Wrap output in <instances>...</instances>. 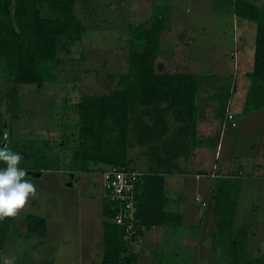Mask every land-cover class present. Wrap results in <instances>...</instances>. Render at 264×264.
Returning <instances> with one entry per match:
<instances>
[{
  "label": "rangeland",
  "instance_id": "1",
  "mask_svg": "<svg viewBox=\"0 0 264 264\" xmlns=\"http://www.w3.org/2000/svg\"><path fill=\"white\" fill-rule=\"evenodd\" d=\"M253 1L261 8L264 21V0ZM217 2L87 0L84 7L77 9L84 29L81 41L58 49L61 66L56 83L41 89L18 85L20 109L13 110L6 92L7 81L0 76V137L4 140L13 131L10 143H20L24 138L29 139L28 131L39 124L44 128L39 138L51 139L56 156L64 131L58 134L51 128L58 124V113L59 118L65 116L60 107L64 103L73 105L82 96L105 95L115 88L111 76L124 74L128 69L129 30L132 26L148 28L152 9L160 10L167 21L160 54L165 70L197 75L201 87L215 82L219 94L211 105L198 110L201 114L197 115L203 117L198 116L196 121L198 138H203L200 131L211 129L218 100L222 106L227 103L218 148L208 151L211 163L206 157L199 165L201 152L194 151L198 143L193 145L191 127H186L187 131L182 129L170 111L164 109L162 112L166 113L162 116L146 117L144 111L156 110L149 107L140 109L131 118L129 169L141 175L171 171L168 181L171 180L174 188L166 191L178 200L175 209L183 214L182 223L165 229L160 242L150 237V244L142 242L135 251L130 249V254L137 256V264H213L211 235L216 216L212 213V196L219 182L217 174L223 177L227 172L240 182L234 228H247V258L264 256V109L247 114L245 111L249 86L246 74L253 68L256 24L221 11ZM228 113L233 115V120L227 119ZM47 118L52 131L45 126ZM75 118V112L69 114V123ZM68 128L76 133L73 125ZM181 130H184L182 134ZM177 131L179 141L175 140ZM71 147L69 141L67 148L59 153L64 163L70 161ZM215 149L218 154L214 159ZM89 167L91 171L86 173L61 171L43 174L38 179L27 177L37 186L39 195L30 199L15 218L17 232L8 237L0 264L4 257H15V264L100 262L103 250L100 208L106 199L104 173L109 169L91 164ZM196 171L205 175L197 178L193 175ZM213 172L217 173L216 177ZM26 214L47 221L44 238L26 236L21 222Z\"/></svg>",
  "mask_w": 264,
  "mask_h": 264
},
{
  "label": "trees",
  "instance_id": "2",
  "mask_svg": "<svg viewBox=\"0 0 264 264\" xmlns=\"http://www.w3.org/2000/svg\"><path fill=\"white\" fill-rule=\"evenodd\" d=\"M215 1H218L217 7L221 11L256 24L253 68L246 74L249 86L245 111L247 114L249 111L262 110L263 12L253 0ZM86 3L87 0H0V76L7 81L6 92L10 96L13 110L20 109L18 85H33L41 89L44 85L57 82L61 66L57 57L58 49L81 41L84 29L77 9L84 7ZM166 22L160 10L152 9L148 28L131 27L128 35V69L124 74L111 76L115 80V88L109 93L82 96L73 105L64 103L60 107L65 113L69 111L66 118L61 117L59 120L60 130L64 132L58 144L61 153L67 148L69 141L72 142L68 163L52 159L53 144L50 139L37 138L9 144L7 137L6 146L23 156L20 167L32 175L58 169L63 173H86L91 171L90 164L108 169H129L127 152L130 121L133 116L138 115L140 109L149 107L170 111L173 120L186 131V127H191L194 144L197 137L196 121L198 116L203 117L197 115L201 114L198 110L211 105L213 98L219 93L214 87L215 82L201 87L200 77L197 75L165 71L160 54ZM208 92L210 94H204ZM226 106L227 103L222 106L219 100L216 103L214 117L218 120V127L211 132L214 133L212 141L215 148L222 131ZM68 107L70 109L66 110ZM73 112L76 118L69 123L68 115ZM154 112L144 111L146 117L154 116ZM48 120L49 118L45 126L50 129ZM68 125H73L76 133H71ZM3 141L2 136L0 146ZM4 167L0 162V168ZM171 173L150 172L140 176L134 192L136 230L141 227L146 230L152 227H177L182 223L180 213L167 211L168 198L163 175ZM220 176H217L219 182L212 196V211L216 216L215 231L211 235L213 264H264V256L251 260L247 258V228H234L240 182L230 174ZM115 209L113 202L108 198L103 199L100 208L103 250L98 264H137L136 258L126 247V227L111 221L116 213ZM21 222L26 236L40 239L46 236L48 227L44 218L26 214ZM15 231L17 232L15 218L0 221V257L8 237Z\"/></svg>",
  "mask_w": 264,
  "mask_h": 264
},
{
  "label": "clouds",
  "instance_id": "3",
  "mask_svg": "<svg viewBox=\"0 0 264 264\" xmlns=\"http://www.w3.org/2000/svg\"><path fill=\"white\" fill-rule=\"evenodd\" d=\"M23 156L7 146H0V221L16 218L30 199L39 194L37 186L27 179V171L20 167ZM3 264H15V257H4Z\"/></svg>",
  "mask_w": 264,
  "mask_h": 264
},
{
  "label": "crops",
  "instance_id": "4",
  "mask_svg": "<svg viewBox=\"0 0 264 264\" xmlns=\"http://www.w3.org/2000/svg\"><path fill=\"white\" fill-rule=\"evenodd\" d=\"M82 37H83V35H82ZM166 71V70H165ZM59 106H61V105H59ZM165 112V111H164ZM164 112H162V111H159V110H155V112H154V115L156 116H162V114H164ZM166 113V112H165ZM228 114H230V113H228ZM66 113H65V116H64V118H66ZM214 116V115H213ZM55 117V116H54ZM54 117H52V119H53V121L55 122V124H57V122L55 121V118ZM60 114L58 113L57 115H56V120L58 121V124L57 125H55V127L53 126V128H51L52 130H54V128H55V130H54V132L56 131V133H60V125H59V120H60ZM211 121H212V123H211V129L210 130H201L200 131V133H202V136H204L203 138H198V133H197V137L195 138V142H194V144H196V143H198V149H196V150H194V151H197V152H199L201 155V157H200V159H199V165H201L202 164V161H204L205 159H206V157L207 158H209V163H211L210 161V156L208 155V151H212L213 149H214V147H213V141H212V138L214 137V133H212L211 134V132H212V130H216L217 129V125H218V120L216 119V118H212L211 119ZM58 126V127H57ZM50 128V127H49ZM42 129H44L43 127H40L39 126V124L38 125H36V127H34V128H32L31 130H29L27 133V136H28V138L29 139H37V138H39V135H41L40 133L42 132V131H40V130H42ZM50 129V130H51ZM51 130V131H52ZM40 131V132H39ZM183 131L184 130H181V131H179V133L180 134H182L183 133ZM13 132V131H12ZM12 132H9L8 134H7V137L9 138V144H10V139H11V136H13L12 135ZM161 132H163V138L166 136V129L164 128ZM179 133H178V131H177V133H176V137H175V140L176 141H179ZM221 135V134H220ZM173 136V134H171V135H169L168 137H172ZM219 138H220V136H219ZM29 139H27V138H24L23 140H29ZM39 139H41V138H39ZM51 140V139H50ZM219 140V139H218ZM12 144V143H11ZM193 144V145H194ZM211 148V149H210ZM217 148H218V146H217ZM215 151V154H214V159H215V157L217 156V152H218V149H215L214 150ZM60 152L58 151V155L56 156L55 155V153H54V151H52V159H55V158H58L59 159V161H61V158H60V154H59ZM56 156V157H55ZM46 158V157H45ZM213 167L212 168H215V166L214 165H212ZM218 169H219V166H218ZM217 169V170H218ZM63 172V171H62ZM208 172H210V171H208ZM217 172V171H216ZM48 173H61V169H58V170H52V171H50V170H48V171H41V172H39V173H37V174H35V175H32V174H29L28 172H27V177L28 176H30L31 178H35V179H38V178H41L42 177V175L43 174H48ZM199 173H202V171H196V172H194V174L193 175H196V177H197V175L199 174ZM214 173V177H216L217 175H219V174H217V173H215V172H213ZM217 174V175H216ZM227 174H229L228 172H227ZM170 175L171 174H166V175H163V177H164V188H165V190H166V188H169L171 191L173 190V188H174V186H173V183H171V180L170 181H168V177H170ZM213 174H211L210 175V177H213L212 176ZM26 177V178H27ZM201 178V177H200ZM167 180V181H166ZM166 196H167V198H168V206H167V211H169V212H178V213H180L181 214V217H182V221H183V214L181 213V212H179V211H176V209H175V202L176 201H178V200H176L175 201V198L173 199V198H171L170 197V195L169 194H167V191H166ZM212 213H213V211H212ZM214 214V213H213ZM37 216V215H36ZM165 229H169V227H152L151 229H148V230H146V229H144V231L143 232H141L140 234H139V237L138 238H135V239H130V240H128L127 241V243H126V247H127V250L128 251H130V249H131V251L133 252V251H135V247L137 248V246H138V244L139 243H142V242H144V244H150L149 243V240H150V237L152 238H154V240H158L159 242H160V240H161V238H162V236H164V230ZM143 234V235H142ZM158 234H159V236H158ZM142 235V236H141ZM143 237V238H142ZM142 238V239H141ZM141 239V240H140ZM157 241V242H158ZM157 245H159V243L157 244ZM130 251V252H131ZM132 256H134L135 258L137 257L136 255H132ZM136 260H137V258H136Z\"/></svg>",
  "mask_w": 264,
  "mask_h": 264
},
{
  "label": "built area",
  "instance_id": "5",
  "mask_svg": "<svg viewBox=\"0 0 264 264\" xmlns=\"http://www.w3.org/2000/svg\"><path fill=\"white\" fill-rule=\"evenodd\" d=\"M227 119L233 120L232 115L228 114ZM104 174L106 198L116 207V213L111 221L126 227L127 240L138 238L144 228L141 227L139 230L134 228V192L141 174L126 168H111ZM198 177L202 175L198 174Z\"/></svg>",
  "mask_w": 264,
  "mask_h": 264
},
{
  "label": "water",
  "instance_id": "6",
  "mask_svg": "<svg viewBox=\"0 0 264 264\" xmlns=\"http://www.w3.org/2000/svg\"><path fill=\"white\" fill-rule=\"evenodd\" d=\"M6 143H7V136H4V141L2 143V146H6Z\"/></svg>",
  "mask_w": 264,
  "mask_h": 264
}]
</instances>
